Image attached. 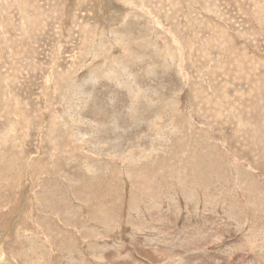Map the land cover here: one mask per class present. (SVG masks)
I'll return each instance as SVG.
<instances>
[{
  "label": "rangeland",
  "instance_id": "374dc122",
  "mask_svg": "<svg viewBox=\"0 0 264 264\" xmlns=\"http://www.w3.org/2000/svg\"><path fill=\"white\" fill-rule=\"evenodd\" d=\"M0 264H264V0H0Z\"/></svg>",
  "mask_w": 264,
  "mask_h": 264
}]
</instances>
